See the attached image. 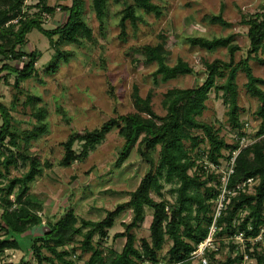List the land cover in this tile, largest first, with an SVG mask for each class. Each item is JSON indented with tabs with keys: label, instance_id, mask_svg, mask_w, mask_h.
Returning a JSON list of instances; mask_svg holds the SVG:
<instances>
[{
	"label": "trees",
	"instance_id": "16d2710c",
	"mask_svg": "<svg viewBox=\"0 0 264 264\" xmlns=\"http://www.w3.org/2000/svg\"><path fill=\"white\" fill-rule=\"evenodd\" d=\"M27 1L0 0V57L3 63L0 78L4 72L7 76L14 74L15 86L19 89L12 106L0 100V207L3 211L0 216V231L5 233V238L0 239V255L6 250H22L23 245L16 236L26 235L33 237L28 254L34 255L37 264H76L73 257L77 249L89 255L84 264H158L166 259L172 263L187 260L207 238L212 223L213 202L220 194L219 179L208 173L204 164L207 161L218 164L221 158L230 159L228 154L231 155L238 147L236 142L230 144L221 137L222 126L216 128L213 124L200 121V118L207 110L211 92L215 91L222 94L228 108L230 133L245 129L247 122L241 119L243 110L239 103L237 82L240 72L247 78V94L258 101L257 110L253 115L259 121L255 138L260 140L244 149L237 157L235 173L231 177L229 187L234 188L250 178H258L260 183L254 194L241 192L231 198L225 215L219 220V227L222 228L219 237H234L243 233L247 239H255L262 234V241L254 242V245L264 244V79L256 77L250 65L252 60L264 65V5L260 12L242 18L241 24L248 27L247 37L250 45L239 63L234 61L236 52L240 50L236 44V34L212 39H187L193 48L197 47L210 53L227 49L231 60L225 62L216 59L211 63L205 62L207 77L197 88L169 90L163 101L167 111L165 116L160 117L152 109L151 96L142 99L138 90H135L134 114L112 119L100 129L74 134L63 144L65 155L61 165L69 167L74 162L87 158L90 151L100 145L115 129L119 128L121 136L126 140L119 166L139 143L138 150L150 164V171L143 177L136 191L131 193L126 207L120 206L109 212L100 222L80 221L74 211H69L57 222H48L43 226L44 221L40 215L42 205L31 194V185L43 175L44 167L30 148L33 141H37L48 131V127L44 125L46 110L42 109L30 115L31 119L36 118L40 124L31 130L19 129L20 123L13 116V111L20 104L19 96L24 94L21 84L36 76L35 65L41 58L35 51L25 52L24 47L28 44V35L34 30L47 37L51 43L57 37L54 43L56 45L81 44L84 40L92 41L94 36L93 30L86 22L84 0H70L71 6L60 5L68 17L64 24L52 30L44 27L45 15L53 16L56 9L48 6L47 1L43 0L37 7L39 10L31 15L26 10ZM131 1L132 3H127L120 12L119 38L122 41H126L128 37V26L137 30L145 17L154 16L160 20L167 10L160 3L163 0ZM91 6L95 17L103 23L107 17L109 0H92ZM210 21L224 28L231 26L222 15H215ZM160 38L158 44L141 46L136 50L146 64L157 65L155 80L160 77L163 82H168L180 76L195 75L194 67L182 59H178L174 66L168 64L170 52L166 49L167 38ZM58 57L67 60L68 55L58 51ZM15 62L22 63L23 67H16L12 64ZM35 100L41 101L29 94L22 106L32 109ZM198 132L203 134L197 135ZM76 141L83 144L79 154L74 149ZM186 142L190 143L189 147ZM158 149L159 158L155 160L154 154ZM27 165L29 170L21 177H10L12 170ZM5 180L7 184H4ZM165 185L173 186L171 195L177 196L174 202L166 199L163 193ZM153 194L161 201L156 202ZM146 208L153 210L150 240H139L135 231L141 229L146 220ZM126 210L132 211V221L124 225L123 233L115 236L125 238L126 243L121 252L114 249L106 252L101 244L96 242V238L106 240L108 232L115 227L117 219ZM37 228L38 231L35 232ZM167 240L172 241V246L163 256ZM74 244L79 247L69 249ZM224 248L225 245L222 244L218 252L208 253L212 264H215L216 256ZM250 248L251 242H247L244 255H240L237 247L232 245L231 252L238 254L234 259L228 258L224 264H242L245 255L255 259L256 264H264V253L258 252L257 246L251 253ZM25 263L22 260L18 264Z\"/></svg>",
	"mask_w": 264,
	"mask_h": 264
},
{
	"label": "rangeland",
	"instance_id": "374dc122",
	"mask_svg": "<svg viewBox=\"0 0 264 264\" xmlns=\"http://www.w3.org/2000/svg\"><path fill=\"white\" fill-rule=\"evenodd\" d=\"M43 0H28L26 10L32 15L36 13ZM48 6L55 8L52 15H45L44 27L47 30L55 29L64 24L67 13L62 9L64 5L71 6V1L58 2L46 0ZM86 2V22L93 30V40H84L81 44L56 45L37 30L28 35V44L24 51L37 52L41 58L35 65L36 76L21 84L20 104L13 111V116L20 123L21 130H31L40 126L36 118H30L46 110L45 127L48 131L40 139L32 142L30 151L36 155L44 167V173L31 185V194L42 205L43 226L48 222L55 223L69 211H74L79 220L93 222L102 221L109 212L118 207H126L131 198V193L136 191L143 177L150 171V164L144 159L138 148L139 143L130 151L127 159L119 164L123 155L126 140L121 136L120 129L110 132L105 140L94 150L90 151L87 158L74 162L69 167H63L61 161L65 150L63 144L74 134L100 129L105 123L120 116L134 114V93L142 99L151 96L152 109L160 117L167 114L163 106L165 95L171 89L197 88L206 80L205 62L221 59L225 62L231 60L227 49H218L212 53L200 48H193L187 39L191 37H205L208 39L227 37L236 34V44L240 50L236 52L234 61L239 63L246 55L250 42L247 37L248 27L241 24L243 16L254 15L261 11L263 0H163L161 5L167 10L162 19L147 16L144 22L135 30L128 26V37L122 41L119 22L120 12L131 0H109L107 17L100 22L92 11V0ZM222 15L230 23L229 28L219 24H212L211 18ZM103 27V29H102ZM160 36L167 38L166 49L170 52L168 64L174 66L178 59H182L194 67L196 74L180 76L177 79L163 82L161 78L155 80L156 64H146L144 58L136 52L138 47L156 45L161 41ZM56 45V46H55ZM58 51L68 55L67 60L58 57ZM22 68V63H12ZM256 77L264 79V65L250 61ZM3 67L0 57V70ZM16 76H7L6 72L0 78V100L12 106L14 97L19 89L15 86ZM239 103L243 110L242 121L250 124L248 136L250 141L255 140L259 121L254 118L258 101L247 94L245 84L247 78L244 73L238 74ZM41 99L34 101L32 109L22 106L28 95ZM228 108L222 94L212 91L207 102V110L200 121L213 124L216 128L223 127L221 137L227 143L234 144L236 140L229 131L227 116ZM2 120L0 117V126ZM202 135L198 132L197 135ZM82 143L76 141L74 149L79 154ZM190 143L186 142L189 147ZM207 146V144H205ZM159 150L154 154L158 160ZM226 153V152H224ZM48 166V167H47ZM29 170V166L14 169L10 177H21ZM7 184V180L4 181ZM172 185H165L163 193L166 199L174 202L176 195H171ZM153 199H161L153 194ZM14 199V196L11 197ZM1 202V199H0ZM0 207V216L2 214ZM133 213L126 210L116 221V225L108 233V238L102 241L96 238L106 252L114 249L121 252L126 239L115 236L125 231V226L131 223ZM153 220V210L146 208V220L141 229L136 230L137 239L150 240V225ZM38 231V228L35 232ZM264 233V229L262 230ZM5 238V233L0 231V239ZM16 239L22 245V250H6L0 255V264L4 262L18 264L24 260L25 264H37L32 254H28L29 245L33 237L18 235ZM220 243L225 248L216 256L215 264H224L228 258L234 259L239 253L244 255L243 248L238 247L235 240L224 236ZM256 243V242H255ZM251 243L250 252L256 249L264 253V244ZM237 247L238 253L231 252V246ZM172 246V241L167 240L162 255H166ZM257 248L255 249V247ZM77 249L78 244L69 249ZM62 251V249H60ZM76 264H84L88 254H83L77 249L73 257ZM242 264H256L255 259L243 260Z\"/></svg>",
	"mask_w": 264,
	"mask_h": 264
},
{
	"label": "built area",
	"instance_id": "2783aa9c",
	"mask_svg": "<svg viewBox=\"0 0 264 264\" xmlns=\"http://www.w3.org/2000/svg\"><path fill=\"white\" fill-rule=\"evenodd\" d=\"M250 124L245 125V129L242 131L233 132V138L236 140L238 147L234 149L227 158H221L219 163L205 162L204 167L208 173L217 176L220 181V186L218 187L220 194L213 202V213H212V223L209 228V234L207 238L201 242L198 247L190 254L189 258L182 262L172 263L168 259L159 262L158 264H212L208 253L218 252L220 243L224 236L219 237V233L222 228L219 227V220L225 215L228 204L232 197L237 196L239 193L244 192L247 194H254L256 192V187L259 185L260 180L258 178H250L246 181L238 184L234 188H230L231 177L235 173L236 160L239 154L249 147L251 144L257 142L260 139L255 138V140L250 141L248 136V128ZM230 155V156H229ZM217 183V182H216ZM229 240H235L238 243V247L243 248L245 251V246L247 242H259L262 241V234L255 239H247L243 233L236 235L234 237H229ZM245 260H248V256L245 255Z\"/></svg>",
	"mask_w": 264,
	"mask_h": 264
}]
</instances>
